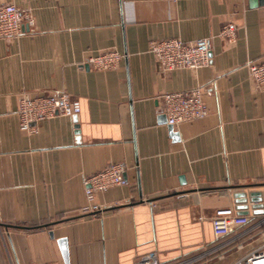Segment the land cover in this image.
I'll list each match as a JSON object with an SVG mask.
<instances>
[{
  "label": "crops",
  "instance_id": "0c3cea01",
  "mask_svg": "<svg viewBox=\"0 0 264 264\" xmlns=\"http://www.w3.org/2000/svg\"><path fill=\"white\" fill-rule=\"evenodd\" d=\"M251 1L0 0L35 19L0 38V264H65L60 238L70 264H136L150 251L161 264H235L262 247L264 214L250 207L259 228L203 256L233 237L215 235L216 210H237V191L264 195V88L246 67L264 60V5ZM227 22L234 43L219 35ZM172 37L210 38L209 65L162 71L149 45ZM109 49L124 55L117 69L86 63ZM206 85L209 114L174 127L175 138L161 95ZM21 91H67L81 110L27 134ZM112 162L129 167L127 184L99 193L102 212H85L83 175Z\"/></svg>",
  "mask_w": 264,
  "mask_h": 264
},
{
  "label": "built area",
  "instance_id": "2783aa9c",
  "mask_svg": "<svg viewBox=\"0 0 264 264\" xmlns=\"http://www.w3.org/2000/svg\"><path fill=\"white\" fill-rule=\"evenodd\" d=\"M34 25L35 19L32 10L20 7L14 3L0 4V38L15 39L23 34V26ZM238 26L233 22L223 25L219 35L228 42L234 43L237 39ZM210 38L204 37L188 42L179 37L154 40L149 45V52L153 54L156 62L164 72L176 69L198 70L208 66L211 60ZM124 55L116 50L109 49L98 54H91L86 63L97 70L117 69ZM249 75L259 88H264V60L250 61L246 64ZM206 86H196L187 90L167 92L160 97V110L166 116L167 124L178 127L182 123L202 119L209 114L205 96L209 93ZM81 110L78 99L73 98L67 91L58 93L29 94L21 91L18 94L17 114L20 130L32 134L37 132L36 123L39 120L50 119L57 116H75ZM129 167L123 162L109 163L96 173L83 175L84 191L87 199L85 212L98 213L104 209L97 202L99 193L106 192L114 186L127 184L126 173ZM248 215L239 214L233 207L218 209L212 219L215 235L217 237L233 235L225 244L208 249L203 256L217 253L225 245L238 242V240L251 234L259 228L260 222L251 224ZM239 226H250L238 231ZM238 246V247H237ZM242 248V243L236 245ZM224 255L221 254L220 258ZM191 260H182L173 264H189ZM136 264H161L158 253L150 251L142 255ZM235 264H264V244L253 250L245 257L238 259Z\"/></svg>",
  "mask_w": 264,
  "mask_h": 264
},
{
  "label": "water",
  "instance_id": "95a60500",
  "mask_svg": "<svg viewBox=\"0 0 264 264\" xmlns=\"http://www.w3.org/2000/svg\"><path fill=\"white\" fill-rule=\"evenodd\" d=\"M258 3L261 5H264V0H252L251 1V5L253 6L257 5ZM160 120L163 123L167 122L166 116L164 114H161ZM169 128L173 136L178 139L179 135L177 132L174 131V126L169 125ZM234 198L237 204L236 208L239 214H249L250 207L252 208V211L254 214L256 215L264 214V195L262 192L252 191L250 193H247L245 191H237L234 193ZM249 201L251 202V205H249ZM59 245H60V248L63 254L65 264H70L69 245H68L67 238H60Z\"/></svg>",
  "mask_w": 264,
  "mask_h": 264
}]
</instances>
